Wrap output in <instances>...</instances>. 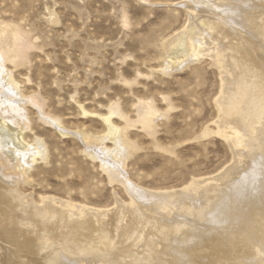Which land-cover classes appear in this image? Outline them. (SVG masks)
I'll use <instances>...</instances> for the list:
<instances>
[{
	"label": "bare ground",
	"instance_id": "obj_1",
	"mask_svg": "<svg viewBox=\"0 0 264 264\" xmlns=\"http://www.w3.org/2000/svg\"><path fill=\"white\" fill-rule=\"evenodd\" d=\"M181 5L188 22L161 46L157 71L170 75L203 60L216 68L221 85L214 132L228 144L233 160L217 175L172 191L129 184L125 165L135 143L127 128L140 124L152 136L154 122L167 112L140 100L131 121L112 104L99 118L104 135L72 133L84 156L98 161L107 180L119 183L129 197L127 202L116 198L109 209L48 196L36 204L20 192L33 165L47 156L41 139L24 140L27 108L34 107L61 137L71 131L45 112L38 94L22 93L9 66L26 63L34 44L20 25L0 21V264H262L264 0H184ZM112 117L124 125H115Z\"/></svg>",
	"mask_w": 264,
	"mask_h": 264
},
{
	"label": "rangeland",
	"instance_id": "obj_2",
	"mask_svg": "<svg viewBox=\"0 0 264 264\" xmlns=\"http://www.w3.org/2000/svg\"><path fill=\"white\" fill-rule=\"evenodd\" d=\"M146 1L0 0V21L20 25L34 44L26 63L9 66L14 80L23 94H38L45 112L71 131L61 137L38 118L34 107L27 108L30 126L24 140L31 144L39 138L47 148L45 160L38 159L28 182L19 185L34 203L48 196L109 209L116 198L129 200L119 183L107 180L98 161L84 156L83 145L72 134L104 135L101 116L115 103L131 121L140 100L167 112L154 122L152 136L140 124L127 128V138L135 143L125 165L129 184L172 191L231 164L228 144L214 132L221 85L216 68L203 60L170 75L157 71L161 46L188 22L180 6L184 0ZM114 118L115 125H124ZM206 128L214 135L201 136Z\"/></svg>",
	"mask_w": 264,
	"mask_h": 264
}]
</instances>
